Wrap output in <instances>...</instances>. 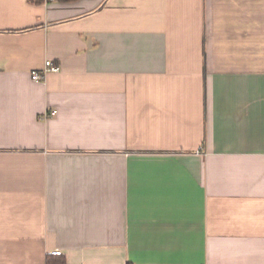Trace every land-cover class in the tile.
<instances>
[{
	"label": "crops",
	"instance_id": "crops-1",
	"mask_svg": "<svg viewBox=\"0 0 264 264\" xmlns=\"http://www.w3.org/2000/svg\"><path fill=\"white\" fill-rule=\"evenodd\" d=\"M51 255L264 264V0H0V264Z\"/></svg>",
	"mask_w": 264,
	"mask_h": 264
},
{
	"label": "built area",
	"instance_id": "built-area-1",
	"mask_svg": "<svg viewBox=\"0 0 264 264\" xmlns=\"http://www.w3.org/2000/svg\"><path fill=\"white\" fill-rule=\"evenodd\" d=\"M48 1H55V0H48ZM59 70V67L55 65L51 60H47L45 63V69L44 70H33L31 72V76L34 80L41 81L45 78L48 71H56ZM54 110L53 112H55ZM54 254H60L61 251L57 250L53 252Z\"/></svg>",
	"mask_w": 264,
	"mask_h": 264
},
{
	"label": "trees",
	"instance_id": "trees-1",
	"mask_svg": "<svg viewBox=\"0 0 264 264\" xmlns=\"http://www.w3.org/2000/svg\"><path fill=\"white\" fill-rule=\"evenodd\" d=\"M47 264H66V259L64 256L61 255H51L47 258Z\"/></svg>",
	"mask_w": 264,
	"mask_h": 264
}]
</instances>
